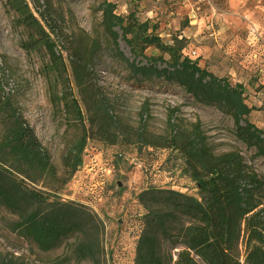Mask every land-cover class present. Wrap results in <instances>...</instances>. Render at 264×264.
<instances>
[{
  "label": "rangeland",
  "instance_id": "1",
  "mask_svg": "<svg viewBox=\"0 0 264 264\" xmlns=\"http://www.w3.org/2000/svg\"><path fill=\"white\" fill-rule=\"evenodd\" d=\"M111 1L117 4V13L135 12L140 20L158 25L165 41L185 38V54L202 67L233 84H244L247 102L255 107L250 120L264 129V0ZM101 2L50 0L51 34L63 56L56 71L49 70L45 49L31 53L23 49L26 35L7 11L6 0H0V84L34 128L60 178L66 177L64 154L82 135L80 124L63 108L60 76L77 97L90 131L83 163L67 183L62 179L52 183L39 173L31 179L22 177L32 188L86 205L102 223L99 230L74 235L59 248L44 252L11 229L18 216L0 206V252L26 264H92L75 255L76 246L89 240L100 242L104 264H135L145 213L138 194L160 187L200 198L182 159L169 150L145 146L138 137L126 134L123 125L160 135L176 126L196 130L216 153L240 150L264 177V158L255 157L254 150L236 138L231 116L196 102L177 85L132 76L108 43ZM119 49L133 59L122 40ZM146 53L159 54L152 47ZM102 128L117 134L118 142L103 139L98 133ZM3 154L0 147V157ZM240 255L243 261L242 250Z\"/></svg>",
  "mask_w": 264,
  "mask_h": 264
},
{
  "label": "trees",
  "instance_id": "2",
  "mask_svg": "<svg viewBox=\"0 0 264 264\" xmlns=\"http://www.w3.org/2000/svg\"><path fill=\"white\" fill-rule=\"evenodd\" d=\"M5 6L26 35L23 49L28 53L45 49L49 70H59L63 56L51 34L50 0H6ZM99 9L108 43L134 78L177 85L196 102L217 107L232 117L236 138L254 150L255 157L264 158V129L250 120L255 107L247 102L244 84H233L202 67L185 54V38L175 36L165 41L158 25L140 20L135 12L119 14L111 0H102ZM120 40L127 45L132 60L119 49ZM151 47L159 54L148 55ZM60 85L63 108L82 129L79 141L63 156L65 179L58 176V169L14 97L0 84V147L4 153L0 157V206L18 216L10 223L11 229L44 252L59 248L74 235L99 230L102 224L86 205L32 188L25 180L39 173L52 183L60 179L67 183L83 163L90 131L77 97L62 76ZM122 129L145 146L175 153L201 194L198 198L160 187H148L138 194L145 213L135 264H264V177L240 150L216 153L196 130L181 126L173 127L167 135L140 133L127 125ZM98 133L112 144L118 142L117 134H107L103 128ZM101 254L98 240L79 243L75 249L78 260L92 264H104ZM0 264L26 263L0 252Z\"/></svg>",
  "mask_w": 264,
  "mask_h": 264
}]
</instances>
